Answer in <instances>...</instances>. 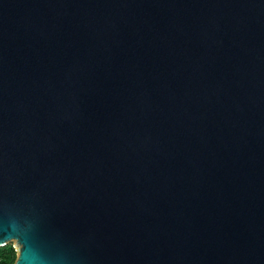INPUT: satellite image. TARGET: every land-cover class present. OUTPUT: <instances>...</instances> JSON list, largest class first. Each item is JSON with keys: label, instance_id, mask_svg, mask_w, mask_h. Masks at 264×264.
Masks as SVG:
<instances>
[{"label": "water", "instance_id": "95a60500", "mask_svg": "<svg viewBox=\"0 0 264 264\" xmlns=\"http://www.w3.org/2000/svg\"><path fill=\"white\" fill-rule=\"evenodd\" d=\"M76 264H264V0H0V202Z\"/></svg>", "mask_w": 264, "mask_h": 264}, {"label": "clouds", "instance_id": "9594fccd", "mask_svg": "<svg viewBox=\"0 0 264 264\" xmlns=\"http://www.w3.org/2000/svg\"><path fill=\"white\" fill-rule=\"evenodd\" d=\"M42 218L30 202H0V264H76V249L41 233ZM15 249L11 260L3 253Z\"/></svg>", "mask_w": 264, "mask_h": 264}, {"label": "rangeland", "instance_id": "374dc122", "mask_svg": "<svg viewBox=\"0 0 264 264\" xmlns=\"http://www.w3.org/2000/svg\"><path fill=\"white\" fill-rule=\"evenodd\" d=\"M14 253H15V249H12L11 251H5L4 253H3V258L5 259V260H11V258L13 257V255H14Z\"/></svg>", "mask_w": 264, "mask_h": 264}]
</instances>
